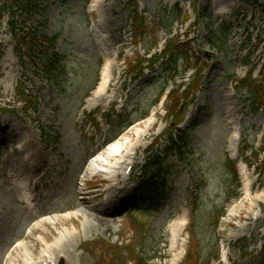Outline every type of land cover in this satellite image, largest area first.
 <instances>
[{"label":"rangeland","instance_id":"1","mask_svg":"<svg viewBox=\"0 0 264 264\" xmlns=\"http://www.w3.org/2000/svg\"><path fill=\"white\" fill-rule=\"evenodd\" d=\"M91 1L8 2L10 12L0 21V119L11 128L8 132L1 128L6 133L2 135L11 133L20 141L24 135L19 125L41 150L40 157H46L39 165L42 179L35 200L50 215L65 217L66 210L86 209L78 199L81 175L89 180L84 190L87 205L102 201L108 181L104 184L103 175L87 176L84 168L120 136L136 145L132 150L135 181L122 191L124 197L133 196L144 180L141 167L157 137L154 156L149 159L159 155L164 173L155 183L152 201L133 211L126 207L129 200L107 226L84 225L85 217L78 216L44 224L32 234L26 232L28 222L18 204L9 194L1 196L5 190L0 186V264H26L29 256L37 261L45 244L62 237L65 229L73 231L62 253L66 264H122L139 258L146 264H172L177 253L181 258L175 264H185L188 246L201 262L208 258L210 264H218L214 256L222 250L228 264H264L260 259L264 174L253 168L254 163L258 168L264 150V110L253 111L246 92L236 86L249 71L253 78L264 73V0H137V11L148 26L137 47L132 45L125 0H100L94 8ZM177 4L186 19L176 13ZM12 20L17 36L11 33ZM221 25L227 29L225 43L214 49L211 33ZM55 35L54 48L47 50L43 37ZM177 35L180 39L187 36L192 57L188 68L196 62L207 65L200 90L180 125L188 134L182 154L171 152L167 138L159 136L169 122L166 104L153 105L170 76L176 90L188 82L191 71H182L184 65L179 61L178 72L167 73L173 65L163 58L137 80L125 63V59L159 53L165 40ZM54 54L59 57L58 68L49 72L47 64ZM106 56L109 86L100 100L93 101ZM147 121L152 123L148 129ZM235 127L240 128L239 153L246 143L252 147V153L248 150L245 155L252 166L247 192L236 187L226 168ZM141 132L143 138L138 137ZM3 145L0 168L8 167V161L24 163L27 155L15 151L18 143ZM257 152L258 160L253 157ZM0 173L2 183L7 172L2 169ZM223 209L225 214L215 230L211 217ZM182 212L188 224L177 249L168 252L167 228ZM21 234L28 236L25 247L15 248L8 259L11 244Z\"/></svg>","mask_w":264,"mask_h":264},{"label":"bare ground","instance_id":"2","mask_svg":"<svg viewBox=\"0 0 264 264\" xmlns=\"http://www.w3.org/2000/svg\"><path fill=\"white\" fill-rule=\"evenodd\" d=\"M98 2L99 0H92L91 7L94 8L98 6L99 5ZM104 59H105L104 68H103L104 75L102 76L101 83L99 85V89H98L99 92L103 91L108 83L107 72L110 69V63L109 60L107 59V56ZM151 125H152L151 121H147L145 128L148 129L151 127ZM0 126L4 127L6 132H8L11 128L9 123L6 120H2V119H0ZM17 128L20 131H22L24 135V137L22 138L19 137L20 141H18L17 136L11 133H8L7 135L1 134L0 144H5V142H9L12 144L15 142L18 143L17 148L21 151V153L27 155V158L30 161L31 165L22 167V165L19 163L7 162V165H9L10 167L9 168L4 167V171L7 172V176L8 177L10 176L12 180L9 178L6 180V185L4 187L5 191L1 192V196H6V197L9 195L13 197L14 191L16 189L19 190L18 188L24 187L25 182L31 178H36L38 181L41 180L42 178L41 167L39 165L44 164L46 158L45 156L43 158L40 157L41 150L38 148V146L33 141V139L27 138V132L21 129L19 125H17ZM9 134L11 136H9ZM135 134L136 135L139 134V131L136 130ZM138 137L143 138L144 132H141ZM236 137L237 136H235V138ZM135 147H136L135 143L128 144L120 136L116 139V141L107 145L103 149L102 153H99L95 157V159L92 160V163L88 164V166L84 168L85 172L88 175L100 174L103 175V178L110 179L112 182H116L117 177L120 174L121 163L122 164L126 163L128 160H132L134 158V155L132 154V150ZM122 160H124V162ZM50 165H52V163H50ZM241 174L244 175L246 174L243 171V169H241ZM1 175L3 176L2 173ZM84 190L85 189L83 187L78 190V194L81 195L80 198L78 199H79V203H81V205H84L86 209L76 210L72 212L71 216H69L68 214H66L65 217H60L59 215H52L49 218L50 220L44 219L42 217H39L38 220H36L35 215L32 214L31 215L33 219V222L31 224L32 232H36L39 229V227L44 224H48V223L56 224L58 223L59 219H63V218L70 219L72 217H78V216L85 217L84 225H86L87 223H92L93 225H99L100 223H102L103 225L107 226L106 222L113 221V216L119 213L116 209L108 210V208H116L117 205L123 201V199L120 198V196L115 197V193L117 192L116 189L108 186L104 191L105 197L103 198V200L98 204L88 206L87 202H85L87 199V193ZM40 214L41 216L49 215V213H46L45 208L41 209ZM88 218L90 220H88ZM185 224L186 222L184 219H178L168 226L167 231H169L170 233L168 252H173L177 249L178 242L180 241V237L183 233ZM72 232H73L72 230L69 231L67 229L62 231L61 232V235H63L62 237L57 238L55 241L51 242L47 246L45 244V250L41 253L37 261L31 258L32 256L31 257L29 256L27 257L26 264H43L47 262L48 264H51L53 262L52 261L53 259L56 261L57 258L60 257V255L57 256V254L63 253L66 243L70 241L69 236L72 237L73 234ZM44 237L46 238L47 236L45 235ZM19 246H21V248L25 247L24 243H20ZM179 256L180 253L174 255L172 263L177 261Z\"/></svg>","mask_w":264,"mask_h":264},{"label":"trees","instance_id":"3","mask_svg":"<svg viewBox=\"0 0 264 264\" xmlns=\"http://www.w3.org/2000/svg\"><path fill=\"white\" fill-rule=\"evenodd\" d=\"M14 2L15 0H0V21L4 14L10 12L9 4L8 2ZM126 7L129 11H132L131 21H132V29L134 30V43L137 44L144 38V35L146 33V22L144 18L139 15L136 11L137 9V2L136 0H126ZM177 11L179 9L177 8ZM12 15L14 16L15 13L12 12ZM14 20L11 21V29L12 33L16 35L15 33V25ZM213 41L211 43L212 48H222V46L225 43V38L227 36V31L225 30L224 26H221L218 31H214L211 33ZM44 43L47 44V46L51 49L54 48L55 42H56V36L54 37H44L43 38ZM187 44L181 43L178 39L175 40H168L165 44V48L163 50L162 56H167L168 60L170 61V65H177V62L179 60H184L188 63V58L186 54L187 50ZM53 60H50L47 64V70L51 72L52 70H55L58 68L57 61L58 57L57 55H53ZM158 56H155L154 59H139L135 61H128L127 67L128 71L132 74L136 73V76L142 74V63L145 61L149 62V67H152L153 64H155L158 61ZM202 80V76H200L199 69L196 68V76L191 80L192 84L189 85L186 90H184L182 93H179L178 91H174L170 97H169V106L167 108V115L171 119L169 120V125L167 126V130L173 131L176 129V124L179 123L183 119L184 114V108L187 105L190 95H193L195 91L198 90V87L200 85V82ZM242 90L246 91V95L248 96L249 103L251 104L252 110H257L258 108H264V76L261 78L260 81H254L250 77L242 81ZM185 133H183V139L185 138ZM170 139L171 144V150H179L180 146L174 141L172 138ZM152 163L159 164V159L155 158ZM161 173V168L159 167L156 173H153L155 177H159ZM143 198L145 196V193L140 194ZM138 201V200H136ZM216 220L214 219L213 225H215ZM264 249V246H263ZM198 255V254H197ZM216 257V256H215ZM199 257L195 256L192 251L188 252L186 264H206L208 263V258H205L206 262H201L198 260ZM136 264H146L142 259H138Z\"/></svg>","mask_w":264,"mask_h":264}]
</instances>
